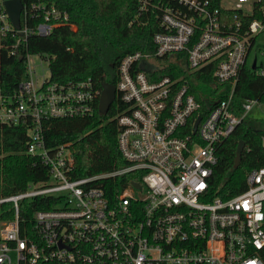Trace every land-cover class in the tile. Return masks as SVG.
Here are the masks:
<instances>
[{
	"label": "built area",
	"instance_id": "built-area-1",
	"mask_svg": "<svg viewBox=\"0 0 264 264\" xmlns=\"http://www.w3.org/2000/svg\"><path fill=\"white\" fill-rule=\"evenodd\" d=\"M136 1L138 14L151 15L159 30L153 51L129 53L119 65L116 98L124 109L116 118L126 166L78 177L77 149L47 145L45 119L95 113L102 90L90 79L53 81L51 57L39 54L48 60L46 76L27 52L28 78L10 92L0 86V124L26 125V153L49 171L46 183L0 198L15 208L14 219L0 222V264H264V165L250 170L247 187L232 197L212 195L210 183L219 146L244 119L264 117V96H237L245 67L264 76V5ZM4 2L0 48L10 56L24 57L31 36L70 23L53 1L22 0L15 26ZM162 68L171 72L160 75ZM197 72L217 88L205 117L193 90ZM129 172L139 179L110 197L103 181ZM41 195H56V206L38 210L32 228H22L20 201Z\"/></svg>",
	"mask_w": 264,
	"mask_h": 264
},
{
	"label": "trees",
	"instance_id": "trees-1",
	"mask_svg": "<svg viewBox=\"0 0 264 264\" xmlns=\"http://www.w3.org/2000/svg\"><path fill=\"white\" fill-rule=\"evenodd\" d=\"M25 1V0H23ZM69 14L70 23L54 27L49 36H31L25 56H10L0 48V86L13 91L28 78L26 53L49 55L52 80L62 83L90 79L102 90L103 82L117 85L119 65L129 53L137 50L153 51V35L159 30L151 15L138 14L136 0H49ZM216 4L220 0H213ZM264 5V0H261ZM74 24V27L71 26ZM178 70L177 72H180ZM160 75L170 73L162 68ZM200 79L193 87L201 102L199 113L209 111L210 94L217 88L204 84L208 78L197 72ZM238 97L264 96V76L245 67L237 86ZM124 109L118 96L106 114L98 107L92 116L47 118L44 131L49 147L70 143L77 149L75 176H87L113 171L128 164L118 145L120 126L117 115ZM26 125L0 124V198L26 191L30 184L42 185L49 179L47 166L37 157L26 153L28 142ZM245 147L240 165L234 167L238 143ZM218 162L210 178L211 193L229 198L245 190L247 173L264 165V117L249 116L219 146ZM138 174L129 172L103 181L112 197ZM56 195H41L20 201L22 228L31 229L38 210L54 208ZM15 218L12 202L0 203V222Z\"/></svg>",
	"mask_w": 264,
	"mask_h": 264
},
{
	"label": "water",
	"instance_id": "water-1",
	"mask_svg": "<svg viewBox=\"0 0 264 264\" xmlns=\"http://www.w3.org/2000/svg\"><path fill=\"white\" fill-rule=\"evenodd\" d=\"M5 6L6 10L8 12V15L12 21V23L15 26L20 25V18H21V11L23 9V2L22 0H5ZM23 56L21 55L20 58ZM253 68H255V64L253 65ZM117 95V89L116 86L109 83V82H103L102 84V92L100 95L99 105L98 109L101 114H106L110 107L112 106L113 102L116 99ZM201 120V116L198 117L194 128L197 129L199 121ZM245 147V142L241 140L238 143L237 150H236V156L234 160V167H238L241 162L242 153ZM135 185L138 186V183H135Z\"/></svg>",
	"mask_w": 264,
	"mask_h": 264
},
{
	"label": "rangeland",
	"instance_id": "rangeland-1",
	"mask_svg": "<svg viewBox=\"0 0 264 264\" xmlns=\"http://www.w3.org/2000/svg\"><path fill=\"white\" fill-rule=\"evenodd\" d=\"M259 43L264 44V39L259 38ZM32 59L35 61V64L37 66V70L42 72L41 70V66L43 65L45 67V75L48 76L49 75V64H48V60L46 57H41L39 54H31ZM263 60L262 58H260V61ZM261 111L264 113V107L263 109H261ZM253 112H258V110H254ZM264 115V114H263Z\"/></svg>",
	"mask_w": 264,
	"mask_h": 264
}]
</instances>
